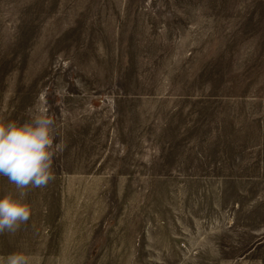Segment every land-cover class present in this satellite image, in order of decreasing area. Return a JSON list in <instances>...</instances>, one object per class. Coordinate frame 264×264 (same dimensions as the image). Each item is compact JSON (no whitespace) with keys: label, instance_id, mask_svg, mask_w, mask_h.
I'll list each match as a JSON object with an SVG mask.
<instances>
[{"label":"rangeland","instance_id":"374dc122","mask_svg":"<svg viewBox=\"0 0 264 264\" xmlns=\"http://www.w3.org/2000/svg\"><path fill=\"white\" fill-rule=\"evenodd\" d=\"M42 104L53 179L0 257L264 264V0H0V118Z\"/></svg>","mask_w":264,"mask_h":264},{"label":"clouds","instance_id":"9594fccd","mask_svg":"<svg viewBox=\"0 0 264 264\" xmlns=\"http://www.w3.org/2000/svg\"><path fill=\"white\" fill-rule=\"evenodd\" d=\"M27 112L29 119L23 122L0 118V176L18 190V196L8 192L0 197V234H15L29 220L30 207L23 202L24 189L44 187L53 179L54 119L46 104ZM0 264H29V258L13 252L0 257Z\"/></svg>","mask_w":264,"mask_h":264}]
</instances>
